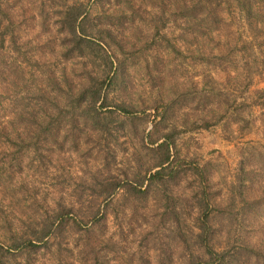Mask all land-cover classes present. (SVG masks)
Wrapping results in <instances>:
<instances>
[{"label": "rangeland", "instance_id": "obj_1", "mask_svg": "<svg viewBox=\"0 0 264 264\" xmlns=\"http://www.w3.org/2000/svg\"><path fill=\"white\" fill-rule=\"evenodd\" d=\"M189 1L0 0L12 20L11 38L0 46V121L9 115L11 139L0 136V243L7 246L9 233L32 237L59 203L72 207L78 222H66L60 234L52 230L36 248L19 244L5 254L6 264H92L93 253L99 264H188L201 253L193 238L197 198L208 203L217 250L221 235L264 246V211L251 203L264 190V96L257 92L264 64L255 49L242 54L240 42L228 57L217 52L221 0H212L220 4L219 29L199 23L200 52L192 50L190 9L197 17L205 11L202 0L194 7ZM69 2L88 15L87 31L104 23L122 47L107 38L103 45L123 63L108 100L133 113L116 111L121 128L113 136L55 117L59 85L75 89L98 63L87 54L64 56L59 12ZM225 10L233 37L246 39L240 15ZM167 103L165 120L153 129V108ZM52 118L57 122L49 125ZM173 129L180 165L167 190L156 184L138 196L120 189L102 199L89 188L96 176L138 178L149 165L148 135ZM97 204L105 205L102 218L94 215Z\"/></svg>", "mask_w": 264, "mask_h": 264}, {"label": "trees", "instance_id": "obj_2", "mask_svg": "<svg viewBox=\"0 0 264 264\" xmlns=\"http://www.w3.org/2000/svg\"><path fill=\"white\" fill-rule=\"evenodd\" d=\"M97 0H95L96 2ZM199 0V4H200ZM201 7L205 11L204 14L197 17L196 12H193L194 8L190 9L188 21L192 24L189 30V36L191 43L193 44L192 50L200 52L201 44L197 41V32L195 27L199 23H203V26L212 30L219 29L217 26L219 22V3L212 0H202ZM59 12V28L62 30L61 41L64 43V56L84 54L94 56L93 58L98 60V63L94 64L96 67L91 73L87 70L85 76L78 80L75 89L68 86L66 89L61 88L59 96V104L54 103L55 108L58 109L55 117H58L60 113L64 117H69L72 120H76L82 126H88L91 129L105 133L106 135L113 136L114 132H117L121 125L116 121L114 114L116 111L121 114L129 115L132 118V108L127 107L123 103L115 102L110 104L108 95L114 90V84L120 77L123 76V63L120 59L112 53L109 55L103 45L107 44L106 38L116 45L118 49H121L120 41L116 40V35L107 27L104 23L97 25H90V31H87L86 25L89 22L88 15H86L84 9L80 4L69 2L63 3ZM198 4L195 0H190L189 7H194ZM198 4V5H199ZM218 6V7H217ZM225 7H232L236 13L240 15L243 26L241 28L245 32V38L233 37L232 28L230 26V20L233 16H228V13H224ZM217 8V9H216ZM226 11V10H225ZM11 22L10 17L3 12L0 7V46L8 38H11ZM214 26V27H213ZM226 29V30H225ZM225 30V32H224ZM264 31V0H221V44L217 47V52H221V57H228L237 47L240 42V48L243 52L249 53L252 50V54L256 57H260V64H264V36L260 42L256 41L255 37ZM202 33V32H201ZM203 34V33H202ZM218 32L216 33V35ZM211 33H205V38H211ZM238 38V39H237ZM248 38V39H247ZM10 41V40H9ZM196 41V42H195ZM256 44V46H252ZM213 49V47L211 48ZM87 52H85V51ZM97 56V57H96ZM69 58V57H66ZM82 58V57H81ZM100 67L99 72L97 71ZM93 70V69H92ZM259 95L264 96V88L258 89ZM261 106L264 107V98L261 102ZM170 105L164 104L161 108L154 107L153 110L157 116V121L154 123L153 129H156L158 124L163 123L166 115L169 112ZM264 114V113H261ZM54 117V118H55ZM51 119L49 125H53L57 122V119ZM9 122V115L4 114V121H0V136H5L6 140H11L9 132L6 130V123ZM48 125V127H49ZM174 129L165 131L151 138L149 134L146 138L147 154L149 155V165L144 168V173L138 175V178H132L129 182L112 179L108 176H102L100 179L96 176L93 184L89 186L91 189H95L97 195L102 199H107L110 195H113L117 190L127 191L132 196H138L144 194L146 190L158 184L161 186L164 192L168 188V182L175 179L177 172V153L175 152L174 144ZM178 164L177 166H179ZM197 175L202 179L203 175L200 169L194 167ZM242 179V178H241ZM145 183V185H144ZM242 183V182H241ZM240 189H244L245 186L240 183ZM83 189V187H82ZM240 192V190H238ZM243 200V199H242ZM252 204L258 207L263 214L264 211V190H261V195L257 198H252ZM244 201V200H243ZM245 202V201H244ZM247 203L245 202V205ZM197 208V214L194 217V234L193 238L198 248L201 249V253H197L191 259L188 264H264V246L262 244L250 243L243 238L233 237L228 235H221V250H217L214 245V235L210 219V210L208 209V203L200 198H197L195 203ZM105 205H102L104 208ZM97 204L94 210V215H100L102 218L103 209ZM73 211L72 207H64L59 203V208L48 215L45 221L39 228L34 230L33 235L25 236L21 238L15 233L7 237V246L4 245V240L0 243V264H6L5 254L11 250L16 249L19 244H23L25 249L36 248L40 242L47 237L52 230L59 228V234L62 227L66 222L77 225L78 222L70 217V213ZM93 213H91V216ZM58 227V228H57ZM236 241V245L234 242ZM92 264H99V258L96 253L92 255ZM205 257L201 263L199 258Z\"/></svg>", "mask_w": 264, "mask_h": 264}]
</instances>
